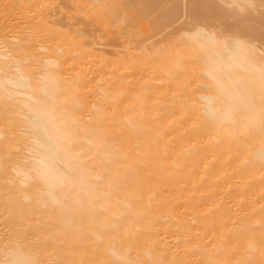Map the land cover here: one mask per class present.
<instances>
[{
	"label": "bare ground",
	"instance_id": "bare-ground-1",
	"mask_svg": "<svg viewBox=\"0 0 264 264\" xmlns=\"http://www.w3.org/2000/svg\"><path fill=\"white\" fill-rule=\"evenodd\" d=\"M57 1L0 0V264H264V0L176 35L171 0Z\"/></svg>",
	"mask_w": 264,
	"mask_h": 264
},
{
	"label": "rangeland",
	"instance_id": "rangeland-1",
	"mask_svg": "<svg viewBox=\"0 0 264 264\" xmlns=\"http://www.w3.org/2000/svg\"><path fill=\"white\" fill-rule=\"evenodd\" d=\"M56 1H57V0H56ZM76 1H79V0H76ZM187 1H188V0H182V1H181V0H171V1H169L170 3L168 2L169 4L167 3V4L164 5V7L166 6L165 8H170V7L172 6V4H175V3L177 4V5H176V13H177V16H176L177 21H176V22H177V23L175 22V23L172 25V26H173L172 29H171V28H170V29L168 28V29L162 30V33H163V31H164L163 35H165L166 33H167V34H169V33L171 34V32L173 33V34H171V35H176V34L178 33V32H175V31H178V30H179V29H178L179 24H181V22H182L183 19H184V15H183V14H185V13L187 12V9H188V8H187V6H188ZM59 2H60V1H57L56 3L53 4V6H58V5H59V4H58ZM79 2H80V1H79ZM183 2H184V3H183ZM188 2H189V1H188ZM181 3H182V4H181ZM79 4H80V3H78V5H79ZM179 4H180V5H179ZM75 5L78 6L77 3H75ZM186 5H187V6H186ZM55 8H56V7H55ZM181 8H182V9H181ZM179 9H180V10H179ZM262 10H263V9H262ZM262 10H261V11H262ZM182 12H183V14H182ZM184 12H185V13H184ZM127 14H128V13H127ZM134 14H136V13H134ZM262 14H263V13H262ZM67 15H68V13H67ZM69 15H73V14L70 12ZM128 15H129V14H128ZM130 15H132V14L130 13ZM130 15H129V16H130ZM137 15H138V14H137ZM137 15H136V16H137ZM129 16H128V17H129ZM132 16L135 17L134 15H132ZM180 16L182 17V19L178 22V20L181 18ZM133 17H132V18H133ZM132 18H131V19H132ZM65 19H66V18H64V21H65ZM131 19L128 18V20H130V21H131ZM135 19H136V17L134 18V21H135ZM79 20H80V19H79ZM79 20H78V21H77V20H74V22H75V21L79 22ZM80 21H81V20H80ZM130 21H128V22H130ZM134 21H133V19H132V22H133L132 25H133V26H134ZM137 21H138V20H137ZM137 21H135V23H138L139 25H135V26H137V27L134 26V27H135L134 29H135L136 31L132 29L133 27L131 26V22H130V23H126V24L129 25V27L131 26L130 28H131V30H133V31H131L132 34H133V35H132L133 37L131 36V41L134 40L133 42H135V44H136V41H138L137 38H139V39H140L139 41H141V40H143L145 37H146V38H148V37H153V35H155V32L158 30V29H156V31H155V29L153 30V28H148V29H147V27L145 28V26H144V28H143V26H141L140 23L137 22ZM62 22H63V21H62ZM68 22H69V20H68ZM68 22H64V23H68ZM72 22H73V20H72ZM177 26H178V27H177ZM145 29H146L147 31H146ZM176 29H177V30H176ZM144 30H145L146 32H145ZM160 30H161V29H159L157 32H159ZM172 30H173V31L175 30V31L173 32ZM134 31L137 32L138 34H137V33H134ZM140 31H141V32H140ZM153 31H155V32H153ZM149 32H150L151 34H150ZM152 32H153V33H152ZM157 32H156V33H157ZM135 34H136L137 37L135 36ZM152 34H153V35H152ZM149 35H150V36H149ZM151 35H152V36H151ZM160 35H161V32H160ZM144 36H145V37H144ZM161 36H162V35H161ZM140 37H141V38H140ZM132 38H133V39H132ZM154 38H155V37H154ZM154 38H152V39H154ZM156 38L159 39V36H157ZM133 42L131 43V42L129 41L128 44L131 43V44H130V46H131V45L133 44ZM255 44H256V45H259L260 43H255ZM133 45H134V44H133Z\"/></svg>",
	"mask_w": 264,
	"mask_h": 264
}]
</instances>
